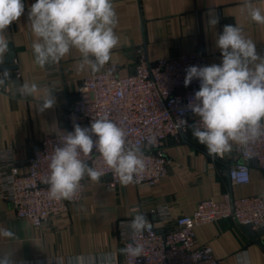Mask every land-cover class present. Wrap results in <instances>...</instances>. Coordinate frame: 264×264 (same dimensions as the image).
<instances>
[{
    "label": "crops",
    "instance_id": "0c3cea01",
    "mask_svg": "<svg viewBox=\"0 0 264 264\" xmlns=\"http://www.w3.org/2000/svg\"><path fill=\"white\" fill-rule=\"evenodd\" d=\"M22 2L24 13L5 30L9 51L0 64L6 66L9 53L14 52L13 65L23 72L22 83L35 82L39 86L35 96L23 99L0 91V150L12 147L17 160H27L45 136L66 131L68 108L80 82L95 74L87 66L79 68L81 56L76 49L59 63L43 69L36 65L31 49L35 38L28 18L36 0ZM253 2L264 11V0ZM243 3L244 0H113L119 20L115 28L119 44L103 69L116 65L125 76L134 70L141 52L152 64L160 58L196 51L207 56V66L220 64L222 55L215 39L227 24L241 27L256 44L257 53L264 56V26L251 21ZM208 13L219 17L215 28L207 24ZM49 68L59 70L49 73ZM44 86L55 87L56 103L40 111L43 101L39 98L47 97L50 91ZM166 153L171 165L159 186L121 184L117 191L110 192L103 184L90 182L81 204L71 205L68 213L53 217L40 230L17 218L10 205L0 200V229L15 234L13 238L0 236V255H7L15 264H60L61 260L67 264L69 258L91 255L100 264L105 254H110L112 264H118L122 255L119 224L133 218L134 208L139 207L157 228H162L164 224L151 214L160 207H167L173 217H183L192 215L198 202L222 200L226 193L234 198L264 199L263 170L253 165L249 184H233L228 175V165L235 161L233 151L226 153L224 161H213L206 146L192 135L191 127L179 141L168 142ZM203 245H210L223 264H239L237 255L243 250L249 264H264V229L251 235L232 219L198 227L196 246Z\"/></svg>",
    "mask_w": 264,
    "mask_h": 264
},
{
    "label": "built area",
    "instance_id": "2783aa9c",
    "mask_svg": "<svg viewBox=\"0 0 264 264\" xmlns=\"http://www.w3.org/2000/svg\"><path fill=\"white\" fill-rule=\"evenodd\" d=\"M207 63L208 58L201 51L160 58L155 64L141 52L134 70L125 76L116 65L87 76L80 82L77 96L69 105L65 132L45 136L27 160H17L12 147L0 150V200L10 205L17 218L29 221L38 230L53 217L68 213L71 205L81 204L88 183L94 181L86 177L72 200L61 201L49 197V186L44 181L49 174L48 164L55 147L61 146L66 134L74 131V124L90 127L94 119L101 117L123 127L129 145L142 150L145 168L140 173L139 183H135L137 187L159 186L171 165L166 153L168 142L179 141L190 127L181 128L179 120H187L191 125L198 119L187 110V105L200 85L195 79L187 87L184 85L186 69L207 66ZM58 70L47 69L49 73ZM7 72L9 80L0 86V91L12 98H26L16 92L23 84V72L18 68ZM44 88L53 91L54 97L57 95L55 87ZM233 153L235 161L228 165L233 184H249L253 165L264 171V141L246 149L234 147ZM81 158L103 173L94 183L103 184L110 192L117 191L121 185L119 178L95 149L88 155L82 154ZM210 158L224 161L226 154ZM151 214L164 224L162 228H157L148 218L151 227L142 235L133 237L130 220L119 224L122 249L134 239L143 245L144 252L137 258L122 253L118 264H223L210 245L196 246L198 227L232 219L240 229L251 228L254 232L264 229L262 196L234 198L226 193L222 200L209 198L198 202L190 216L173 217L167 207L152 210ZM242 254L249 264L246 250L239 252L237 258Z\"/></svg>",
    "mask_w": 264,
    "mask_h": 264
},
{
    "label": "clouds",
    "instance_id": "9594fccd",
    "mask_svg": "<svg viewBox=\"0 0 264 264\" xmlns=\"http://www.w3.org/2000/svg\"><path fill=\"white\" fill-rule=\"evenodd\" d=\"M243 6L251 21L264 26V11L253 0H244ZM24 11L22 0H0V64L9 51L10 40L5 30ZM28 18L35 38L31 44L34 62L42 69L59 63L76 49L81 56V70L87 66L94 73L100 72L119 44L115 32L119 20L113 0H36L30 6ZM218 22L217 15L208 13L210 27L215 28ZM215 46L222 55L220 64L186 69L184 85L187 87L194 79L200 85L187 105V110L198 119L191 125L184 119L179 123L185 130L188 126L192 128V135L206 146L210 156L223 157L234 147L246 149L264 141V56L257 53L256 44L237 25H225L215 39ZM7 80L9 73L5 71L0 74V86ZM38 91L35 82H25L16 89L22 97L35 96ZM52 92L39 98L43 101L40 111L55 105ZM93 149L122 185L139 183L140 173L145 168L142 150L129 145L123 127L101 117L94 119L90 127L74 124V131L68 132L61 146L55 147L44 181L49 186L51 199L72 200L86 177L94 182L100 180L103 173L81 158ZM133 213L129 229L135 237L148 230L151 223L139 207L134 208ZM14 235L9 229H0V236L13 238ZM121 252L137 258L143 255L144 247L130 239ZM238 260L240 264H247L243 254ZM0 264H15V261L0 255ZM67 264H98V261L95 256L78 255L69 258ZM100 264H112L110 254H105Z\"/></svg>",
    "mask_w": 264,
    "mask_h": 264
},
{
    "label": "water",
    "instance_id": "95a60500",
    "mask_svg": "<svg viewBox=\"0 0 264 264\" xmlns=\"http://www.w3.org/2000/svg\"><path fill=\"white\" fill-rule=\"evenodd\" d=\"M14 58H15V53L14 52H10L9 53V56H8V58L6 60V66H0V72L7 71V70H15V69H17V67L13 65ZM246 230L251 235H253V231L251 230V228H246Z\"/></svg>",
    "mask_w": 264,
    "mask_h": 264
}]
</instances>
